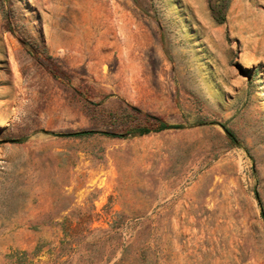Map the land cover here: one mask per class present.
<instances>
[{
  "label": "rangeland",
  "instance_id": "374dc122",
  "mask_svg": "<svg viewBox=\"0 0 264 264\" xmlns=\"http://www.w3.org/2000/svg\"><path fill=\"white\" fill-rule=\"evenodd\" d=\"M242 3L0 0V264H264Z\"/></svg>",
  "mask_w": 264,
  "mask_h": 264
},
{
  "label": "crops",
  "instance_id": "0c3cea01",
  "mask_svg": "<svg viewBox=\"0 0 264 264\" xmlns=\"http://www.w3.org/2000/svg\"><path fill=\"white\" fill-rule=\"evenodd\" d=\"M236 25L235 38L240 57L264 64V4L242 3L228 16Z\"/></svg>",
  "mask_w": 264,
  "mask_h": 264
},
{
  "label": "trees",
  "instance_id": "16d2710c",
  "mask_svg": "<svg viewBox=\"0 0 264 264\" xmlns=\"http://www.w3.org/2000/svg\"><path fill=\"white\" fill-rule=\"evenodd\" d=\"M218 19H219V22H223L225 20V17L219 16ZM172 128H179V126L161 122L159 124V126L156 128H149L146 126H142V127H136L134 129L130 130L129 132L137 133L139 135H145V134H149L152 131H162L165 129H172ZM94 133H96V132L93 130H79V131H71V132H62V133L57 134V136H60V137H84L87 135H92ZM108 134H110V133H108ZM263 217H264V213H263Z\"/></svg>",
  "mask_w": 264,
  "mask_h": 264
}]
</instances>
